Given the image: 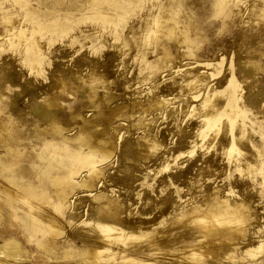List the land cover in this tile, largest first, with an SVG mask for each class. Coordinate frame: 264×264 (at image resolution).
Masks as SVG:
<instances>
[{
	"label": "rangeland",
	"instance_id": "1",
	"mask_svg": "<svg viewBox=\"0 0 264 264\" xmlns=\"http://www.w3.org/2000/svg\"><path fill=\"white\" fill-rule=\"evenodd\" d=\"M219 1L0 0V32L5 34L8 32L7 29H10L9 25L12 30L16 25V29L19 26L25 30L29 29L31 24L24 21L22 15L26 14L25 11L30 6L35 7L39 4L37 7H42V10L40 8L39 10L43 11L44 8L49 14L51 9L61 7L60 10L64 12L72 8L74 12L69 15L70 18L79 21L77 24L76 21H71L74 27L68 31L69 33L67 32L68 34L63 33L62 36L56 34L58 37L54 38V35L51 41L46 37L41 50L44 56H47L44 57L45 65L43 64L45 68L43 72L47 74L41 73V76L39 73L29 74L28 66L21 61L19 55L23 48L20 47L24 46V38L22 42L19 41L20 44L17 42L18 37L14 35L12 41L16 39L15 42L19 44L16 46V43L9 42L11 39H7L8 34L7 38L0 36V42L2 41L0 112L6 109L11 115L25 117L26 111L30 108L28 105L32 95L38 93L39 88L41 90L42 87L48 86L47 83L50 85V80L54 78L63 80L66 78L64 76L71 77L79 74L80 70L79 75L87 78L94 68H98V73L108 80V86L112 91L115 90L110 105L113 107L126 105L124 114L133 110V113L136 112L133 117L126 118L127 120L121 119L123 112H116L117 117L121 116L117 121H124H121L122 127L116 135L115 156L110 167L105 170L115 186H108L106 192L123 202L137 201L136 204L140 209L138 212L144 210V206L149 202V206H153L152 211L156 212L159 219L173 217L172 220L170 219L171 224L168 220L166 231L169 233L167 232L166 235L176 230H186L189 235L193 233L195 229L189 226L193 217L181 219L174 218V215L176 216L189 204L202 201V197L208 192L216 191L219 196L225 194L231 201L241 200L244 203L241 206L247 205V208L246 205L245 208L242 207L246 209L245 214L250 212L248 218L247 215L245 217L242 215L243 219L245 221L250 219L246 222L247 225L245 221L239 225L237 230H243L240 237L247 238L239 237L240 243L239 241L238 243L250 239L248 242L255 249L264 239V0H225L224 2L222 0L221 5ZM100 3L105 8L104 11L114 10L116 13L108 16V12L103 11L104 15L99 14L93 18L90 13L94 12V6ZM172 4L180 9V12L177 11L178 15L186 18L184 25L180 26L181 30L177 26L172 30V32L176 31L173 35L171 31L169 34H152V32L148 34L150 28L158 30L151 24L154 17L156 18L165 5ZM77 9L87 10V13L80 15ZM183 26L188 27L182 28ZM93 27H96L95 32L102 31L101 34L98 33L92 38L88 34L89 36H80L72 41L73 34L82 33L79 32L82 29L83 32L89 33ZM164 48L168 49L166 54L169 56L160 60L157 55H163ZM144 53L146 54L143 55ZM16 56L19 58L16 59ZM140 56L146 57L142 59ZM251 64H256L255 68L258 67L252 74L247 70ZM49 73L51 75L53 73V77L50 75L51 79ZM185 76L196 79L195 85L191 87L188 81L185 82ZM231 77H234L239 85L240 99L238 98L237 102L243 108V111L236 115L237 125L233 129V134L230 132V121L226 115L211 129L202 121L206 111L213 113L224 109L228 94V90L224 89ZM3 79L7 84L9 83L6 88ZM13 79L15 80L12 81ZM71 85L66 87L67 89L59 90L58 94H63L62 96L57 94L59 104L63 102L60 112L62 123L69 128L75 127L70 110L83 111V115L92 113V110H88L80 92L75 89L76 85ZM74 90L78 94L76 92V95L73 94ZM152 92L156 94L158 101H166V103L144 113L141 105H146ZM194 93L199 96L194 97ZM3 94L9 98L7 99ZM12 97L16 99L15 104L8 103ZM132 107L133 110L130 109ZM139 117L142 123L132 126ZM126 124L131 126L126 127ZM201 131L203 136L199 135ZM142 132L151 137L152 144L146 146L145 142L139 140ZM128 134L130 136L127 137ZM234 143L235 149L229 150ZM130 144L133 150L124 151L122 156L125 158L118 159L120 151ZM139 149L142 152L139 153ZM127 167L130 169V174L127 172ZM103 184L102 180L99 187L102 188ZM80 192L74 197H79ZM80 198L78 200H82ZM243 224L247 226V230ZM257 229L261 232L258 233L257 231L260 230ZM239 235L240 233L236 236ZM138 240L136 244L149 243V238ZM243 248L238 249L241 253L238 254L240 251L237 250V254L238 257L246 255L244 259L234 258L235 262H231L233 259L230 258L228 264L229 262L245 264L244 260L246 264H264V247L260 250L257 248L253 254L247 253L246 248ZM161 256L163 258L157 259L158 264H174L181 260L180 252L177 250L166 249Z\"/></svg>",
	"mask_w": 264,
	"mask_h": 264
},
{
	"label": "bare ground",
	"instance_id": "2",
	"mask_svg": "<svg viewBox=\"0 0 264 264\" xmlns=\"http://www.w3.org/2000/svg\"><path fill=\"white\" fill-rule=\"evenodd\" d=\"M220 2L222 4V0L219 1V4ZM37 6H30L25 11L26 14L22 15L24 21L30 22L29 29L20 28V24L17 22L19 28L16 29L17 25L14 24L16 26H13L14 30H12L9 25L11 30L6 28L8 32L6 34L0 32V36L6 37L8 34V38H6L11 39L8 40L11 44L16 43V39L12 41L14 35L18 37L17 42L20 44L24 38V46L20 47V49L23 48L19 55L21 61L28 66L29 74L39 73L41 76V73H46L43 72L45 69L43 66L47 56L45 57L41 50L44 40L47 37L51 41L58 37L56 34H61L59 36H62L63 33L66 34L74 27L71 21L75 22L76 20L69 16L74 12L72 8L64 12L60 10L61 7H59L60 9H51V14H49V12H45L44 8L41 11L42 7H39L41 9L39 10ZM94 7V12L90 13L93 18L103 14L105 8L101 3ZM77 10L80 11V15L87 13V10ZM177 11L180 12V9L174 4L165 5L151 22L153 28L156 26L159 31L150 28L148 34L151 32L152 34H169L171 31L173 35L176 31L172 32V30L177 26L180 29V26L184 25L183 22H186V18L183 15H178ZM105 12H108V16L116 13L114 10ZM78 22L76 21V24ZM184 27L188 26L182 28ZM95 29L96 27H93L89 33L83 32V29L80 30L79 32L82 33L73 34L72 41L88 34L91 35V38L94 37L99 33V31L95 32ZM182 31L184 30L182 29ZM48 33L49 35H47ZM164 49L163 55H157L160 60L169 56L166 54L167 48ZM19 51L18 54H20ZM45 54L48 55V53ZM142 56L140 57L142 58ZM169 59L165 61L168 62ZM255 66L256 64H251L247 70L252 74L254 69L258 68ZM97 69L94 68L91 73L89 72L90 76L87 78L79 75L80 70L79 74L69 75L72 78L66 75L63 80H55V78L50 80V85L46 82L48 86L42 87L41 90L39 88V92L32 95L28 105L30 108L28 111L25 110L27 112L25 117L11 115L6 109L0 112V264H153L159 261L157 259L162 257L161 254L166 249L180 252L181 260L173 262L174 264H220L221 261L222 264L223 262L225 264L226 261L228 264L230 258L233 259L231 262H235L234 258L235 260L244 259L246 255L244 256L243 253L244 257H238L243 247L246 248L247 253L251 252V254L257 248L260 250L264 247V239L255 249H253V245L250 246L251 244L248 242L250 239H247L246 242L242 240L241 244L245 243L243 246L239 244L238 239L243 227L241 226L242 231L237 229L245 221L243 218L246 215L248 218L250 212L247 209L249 214H245L246 209L243 208L246 204L243 207L241 205L244 203L241 200L231 201L225 194L219 196L216 191L208 192L206 196L202 197V201L191 203L186 208H182L176 216L174 215V218L181 219L193 217L189 224L195 229L192 231L193 233L189 235L186 230H176L166 235L168 220H172L173 217L159 219L156 212L152 211L153 206H149V202L144 206V210L138 212L140 209L136 204L137 201L123 202L121 199L115 198L113 194L110 196L106 192L105 189L108 186H115L114 181L109 179L111 176H107L105 170L110 167L115 156V140L117 132L122 127L123 122L121 121L133 117L136 112L133 113L132 107L130 108L133 110L132 112L124 114L126 105L114 107L110 105L114 99L113 91L115 90L112 91V88L108 86V80H105ZM50 75L49 73V77ZM52 75L51 77H53ZM4 81L5 79H3V84ZM184 81H188L192 87L197 80L185 76ZM5 84L6 88L9 83ZM71 84L76 85V88L73 87L82 95L88 110H92L89 115H83V111L70 110L71 119L75 122L73 128L62 123L60 112H62L63 102L59 100L62 102L60 105L57 100V96L60 95L58 94L59 90L68 88L72 86ZM224 90H228L224 109L213 113L206 111L202 121L206 127L211 129L226 115L230 121V132L232 133L237 125L235 123L236 115L243 111L240 103L237 102L239 85L234 77L230 78ZM75 92L74 90L73 94ZM1 96L2 87L0 88ZM198 96L199 94L194 95V97ZM6 98L8 99L9 96ZM7 99L4 100L7 101ZM148 99L146 105H141L144 108V113L166 103V101H158L153 92L150 93ZM27 101L29 102V100ZM8 103L15 104L16 99L12 97ZM205 105L207 106V101H205ZM117 111L123 112V118L120 117L124 120L117 121L120 118L117 117ZM141 117L139 120L136 119L137 121L135 120L132 126L142 123ZM199 135L203 136V132L201 131ZM130 140L129 142L132 143ZM139 140L145 142L146 146L153 143L151 137L145 132L140 134ZM233 149H235V143L229 150ZM130 150H133L131 144L120 151L118 159L125 158L122 153ZM140 152H142L141 149H139ZM129 170L127 172L130 174ZM122 172L124 173V170ZM102 180L104 184L101 188L99 183ZM78 192L81 195L74 197ZM82 196L85 197L82 198ZM80 197L82 200H78ZM247 221L244 223L246 224ZM245 224L243 226L247 230V224ZM257 232L259 233L261 230ZM239 233L240 235L236 236ZM259 236L262 235L259 234ZM143 238H149L147 245L136 244L138 239L142 240ZM240 238L246 239L247 237ZM237 250L240 251L238 254ZM194 261L196 262L194 263Z\"/></svg>",
	"mask_w": 264,
	"mask_h": 264
}]
</instances>
